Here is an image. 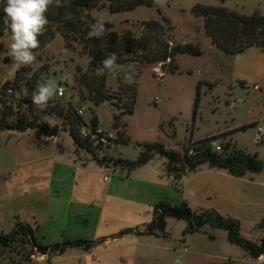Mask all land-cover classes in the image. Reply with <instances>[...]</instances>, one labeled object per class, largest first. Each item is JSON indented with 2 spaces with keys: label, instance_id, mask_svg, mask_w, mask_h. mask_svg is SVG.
<instances>
[{
  "label": "rangeland",
  "instance_id": "1",
  "mask_svg": "<svg viewBox=\"0 0 264 264\" xmlns=\"http://www.w3.org/2000/svg\"><path fill=\"white\" fill-rule=\"evenodd\" d=\"M153 1L157 5L140 4L130 10L113 12L107 6L90 10L94 24L99 19L118 32L129 28L137 38L146 30L142 22L165 16L172 27L166 26L163 36L170 45L191 42L201 49L200 54H178L174 71H169L168 60L162 62V80L153 71L158 63L131 60L109 70L105 84L115 96L119 77L134 81L131 113H120L112 101L95 104L88 97L81 98L74 74L77 67L88 69L89 56L80 53L79 45L66 47L59 31L50 45L31 51L29 64L10 56L11 33L2 37L5 51L0 54V85L25 66L27 77L38 74L33 88L24 89L25 97L37 94L39 85L50 86L53 94L47 100L83 108L81 128L95 114L99 126L116 134L118 129L124 130L129 137L127 142L115 141L112 147L98 151L99 158L106 157L100 162L76 147L67 129L55 136L39 128L0 129V233L11 231L19 221L33 228L38 242L54 245L134 230L132 236L120 235L125 245L117 256L95 252L104 248L101 243L91 253L81 247H67L51 255L34 252L31 263L26 264H264L231 242L226 229L209 223L200 231L184 233L186 219L167 217V235L136 233L146 229L156 203L184 200L197 212L234 219L246 239L260 242L264 238V169L235 176L203 162L183 175L175 187L162 155L132 169L115 163L118 158L136 160L144 142H162L167 148L183 151L190 141L217 134L264 160V134L259 139L257 131L259 125L264 127V47L227 53L207 35L203 16L192 11L196 4H203L246 14L255 9L264 13V0ZM60 85L64 87L62 96L56 93ZM197 87L199 103L193 117ZM116 115L119 128L113 126ZM45 119L50 124L59 121L53 116ZM184 246L189 248L184 250Z\"/></svg>",
  "mask_w": 264,
  "mask_h": 264
},
{
  "label": "trees",
  "instance_id": "2",
  "mask_svg": "<svg viewBox=\"0 0 264 264\" xmlns=\"http://www.w3.org/2000/svg\"><path fill=\"white\" fill-rule=\"evenodd\" d=\"M140 4L157 5L153 0H51L44 13L47 23L43 26L42 32L37 35L39 43L30 51H38L50 45L56 32L59 31L64 37L66 47L76 49L79 45L80 53L89 56L88 69L83 71L81 67H77L74 74V82L81 91V98L88 97L95 104L105 100L112 101L118 106L120 113H131L136 94L134 81H126L119 77L120 84L115 96L108 91L109 88L105 84L109 70L117 64H125L131 60H138L142 64L168 60L169 71H174L177 69V62L174 59L178 54L201 53L199 46L191 42L169 44L163 32L166 26H172L165 16H162L161 20L151 19L142 22V27L146 30L142 31L139 38L129 28L122 32L116 31L109 22L103 24L104 31L99 37L93 35L86 38V33L91 30L88 24L93 23L90 14L92 8L107 6L111 11L116 12L130 10ZM192 11L196 15L203 16L207 35L225 52L236 53L250 47H264V13L258 9L246 14L226 6L196 4L192 7ZM3 17V5L0 3V54L5 51L2 37L6 33H11ZM148 35H151L152 39L148 40ZM138 45H141V49H138ZM113 53L116 57L113 64L103 65L102 61ZM5 59L8 58L5 57ZM26 70L25 66L21 67L13 77L6 79L0 85V129L39 128L49 136L58 135L60 130L67 129L76 147L92 153L100 162L106 161V157L99 158L97 148L92 147L88 140L80 135V125L85 121L72 104L66 105L58 99H53L42 101L43 107H41L35 104L32 98L26 97L24 98L26 107L19 110L11 107L9 101L22 89H32V85L38 79L36 73L27 77ZM198 103L199 87L196 91L193 117L197 113ZM46 116H53L59 121L50 124L45 119ZM89 123L92 126L98 125L95 114L92 115ZM113 126L117 128L120 126L118 115L115 116ZM228 133L225 135L227 136ZM222 136L217 134L190 141L183 151L167 148L162 142H144L141 144L142 149L136 160L118 158L115 163L126 164L132 169L146 163L156 155H162L167 158V174L173 177L172 184L175 187L180 185L183 175L197 169L203 162H207L210 167L225 168L235 176H242L247 172L257 173L264 169V160L259 159L256 153L237 149L231 140H224ZM212 140L220 141V150L211 145ZM115 141L127 142L129 137L124 130L118 129ZM167 217L186 219L187 226L184 233L200 231L207 223L223 227L228 231L229 240L239 244L253 257L264 254V238L260 242L246 239L239 234V225L234 219L224 218L218 213L209 211L197 212L184 200L177 203L167 200L156 203L146 229L136 233L167 235L165 231ZM131 232L134 230L127 229L116 236ZM103 241L104 238L98 240L77 238L69 239L62 244L45 245L35 239L34 230L29 224L16 221L11 231L0 233V264L31 263V255L34 252L41 255L59 254L67 247H81L90 251Z\"/></svg>",
  "mask_w": 264,
  "mask_h": 264
},
{
  "label": "clouds",
  "instance_id": "3",
  "mask_svg": "<svg viewBox=\"0 0 264 264\" xmlns=\"http://www.w3.org/2000/svg\"><path fill=\"white\" fill-rule=\"evenodd\" d=\"M0 3L3 5L4 22L11 32L10 56L22 64H29L33 60L30 50L37 47L39 43L37 35L47 23L44 13L51 0H2ZM88 27L91 30L86 33V38L93 35L99 37L104 31L99 19L95 24L89 23ZM115 58L113 53L102 63L105 66L112 65ZM38 89V93L34 94L32 99L35 104L43 107L41 102L53 94L52 88L39 85Z\"/></svg>",
  "mask_w": 264,
  "mask_h": 264
},
{
  "label": "built area",
  "instance_id": "4",
  "mask_svg": "<svg viewBox=\"0 0 264 264\" xmlns=\"http://www.w3.org/2000/svg\"><path fill=\"white\" fill-rule=\"evenodd\" d=\"M153 71L157 79L159 80L163 79L165 70L162 68V62L158 63L157 66H154ZM57 91L59 92V94L57 95L62 96L64 94V87L62 85L58 86V88L56 89V93ZM24 92H25L24 89H22L16 95V97L12 98L9 101V104L14 110L23 109L24 107H26L27 104H26V100L24 99L26 98ZM78 112L79 114L82 115L84 113L83 108H79ZM257 131H258V138L261 139L262 135L264 134V127L259 125L257 127ZM80 135L86 138L92 147H95L97 148L98 151H102V152L105 149L112 147L115 140L117 139L116 132L110 129L103 128L99 126V124L96 126H92V124L90 123L89 125H85L84 127L81 128ZM211 145L215 147L217 150L221 149V143L219 140H212ZM105 179H109V177L106 176ZM188 248H189L188 246H184V250H187ZM38 259H40V257ZM255 259L258 262H264V254L258 255L257 257H255Z\"/></svg>",
  "mask_w": 264,
  "mask_h": 264
},
{
  "label": "crops",
  "instance_id": "5",
  "mask_svg": "<svg viewBox=\"0 0 264 264\" xmlns=\"http://www.w3.org/2000/svg\"><path fill=\"white\" fill-rule=\"evenodd\" d=\"M127 235H131L132 236L133 234L132 233H127ZM120 237L121 236H116V235L105 237L104 241L102 242V244L105 245L104 248L102 250L97 249V250H95V252H99V251H101L102 253H104V252L106 253L107 252L110 255L117 256L118 253L122 250V248L125 245L124 243L121 242L122 240H120ZM92 251H93V249L90 250V251H87V252L91 253Z\"/></svg>",
  "mask_w": 264,
  "mask_h": 264
}]
</instances>
